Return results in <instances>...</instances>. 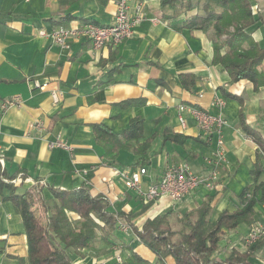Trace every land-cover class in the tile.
I'll list each match as a JSON object with an SVG mask.
<instances>
[{"label":"crops","instance_id":"crops-1","mask_svg":"<svg viewBox=\"0 0 264 264\" xmlns=\"http://www.w3.org/2000/svg\"><path fill=\"white\" fill-rule=\"evenodd\" d=\"M161 1L130 0L132 7L141 4L145 20L135 28L131 39L119 46L108 44L96 50L84 38L72 41L69 49L60 48L39 36V30L58 25L74 27L89 21L110 25L117 0H0V105L4 100H21L6 111L0 108V164L9 174L26 172L27 179L18 189L19 194L30 190L36 179L42 186L65 190L85 184L93 195H104L115 210L141 211L146 204L142 194L128 189L117 175V171L140 167L135 166L138 156L122 150L118 164L108 166L90 124L104 122L114 132H122L132 118H142L147 136L157 132L146 156L149 165L144 167L147 173L142 178L143 191L173 164L187 162L194 173L207 175L210 168L203 158L212 153L213 140H208L209 145L193 139L179 144L163 143V137L168 130L200 137L192 120L187 129L180 128L177 105L185 102L217 112L211 103L220 94V87L244 98L247 122L264 136V88L255 91L247 80L230 82L227 72L212 64L211 35L184 29L183 22L190 14L170 18L172 10L161 8ZM249 1L259 18L252 38L264 43V0ZM70 16L75 19L58 24ZM113 52L114 60L107 62ZM180 73H192L197 78L191 91L183 90ZM36 82L46 86L36 88ZM53 91L58 92L59 102L53 101ZM140 97L146 99L143 106L123 109L115 105ZM239 109L237 100L226 99V162L217 168L218 187L213 191L201 187L175 203L163 197L132 219L137 227L168 211L173 214L175 209L181 217L211 197L213 220L224 210L234 211L240 206L239 194L253 182L250 171L256 161L257 146L240 129ZM53 116L56 121L49 129ZM37 121L43 122L41 129L34 126ZM57 139L72 149L50 148L49 142ZM18 178L16 184L21 182ZM260 181L264 182V172ZM43 192L47 200L52 199L46 187ZM255 220L264 222V204L256 206ZM251 229L252 226L241 224L236 230H227L214 258L223 260L234 249L246 251ZM129 246L151 264H162L124 219L110 243L97 237L90 248L71 251L70 255L75 264H122L131 254ZM0 249V264H19L17 257L26 258L28 254L21 216L10 201H2L1 197ZM252 257H256L257 264H264V245ZM163 264L175 262L169 257Z\"/></svg>","mask_w":264,"mask_h":264},{"label":"trees","instance_id":"trees-1","mask_svg":"<svg viewBox=\"0 0 264 264\" xmlns=\"http://www.w3.org/2000/svg\"><path fill=\"white\" fill-rule=\"evenodd\" d=\"M161 8H169L178 17L182 13L190 14L183 22V28L189 31L208 33L213 41L212 64L222 67L230 82L247 80L254 90L264 88V43L252 38V31L259 18L253 13L249 0H162ZM58 22L62 24L66 20ZM114 60V52L107 62ZM118 68V67H117ZM179 80L183 90L191 91L197 78L192 73H180ZM218 92L224 99H235L240 103L238 122L242 133L257 146L256 161L250 171L252 184L246 186L238 196L240 206L234 211L224 210L217 220L211 219L213 198L203 201L197 208L182 214L180 231L172 228L168 211L153 219L146 220L137 227L132 219L144 213L151 205L148 202L139 212L113 209L109 200L102 194L93 195L83 184L73 190L54 186L40 185L36 179L30 190L22 194L18 189L27 179L26 172L9 174L0 164V197L10 201L21 216L27 238L28 254L26 258L17 257L19 264H75L70 252L90 248L95 239L110 243V238L119 228L121 219L132 229L138 239L159 261L172 257L175 264H252L251 258L264 245V236L247 246L246 251L232 250L223 260H217L213 254L218 250L226 231L236 230L241 224H255L256 206L264 204V182L260 178L264 172V136L247 122L244 113V98L220 87ZM185 103V102H182ZM146 104L145 98H132L116 103L126 109ZM56 118L51 119L52 128ZM95 143L103 149L102 154L107 165L118 164L119 153L130 150L138 156L135 166L149 165L146 156L157 132L145 134V120L132 118L122 132H114L104 122L91 123ZM193 139L203 145L208 140L201 137L185 136L171 130L164 133L163 143L173 141L184 144ZM21 177L16 184L15 179ZM52 195L51 200L44 196V188ZM130 256L122 264H151L149 260L129 246ZM3 253V249H0ZM8 257L15 258L10 254Z\"/></svg>","mask_w":264,"mask_h":264},{"label":"built area","instance_id":"built-area-1","mask_svg":"<svg viewBox=\"0 0 264 264\" xmlns=\"http://www.w3.org/2000/svg\"><path fill=\"white\" fill-rule=\"evenodd\" d=\"M145 20V15L141 4L131 6L130 0H117V9L113 23L102 26L94 22L81 23L78 26L67 27L58 25L51 28H41L39 36L48 38L51 42L63 49H69L71 42L78 39H86L98 50L108 44L119 46L124 41L131 39L135 34V28ZM156 22L157 19H150ZM36 88L45 87L46 84H34ZM54 102H59L57 91L52 92ZM21 103L19 98L4 100L0 108L6 111L13 105ZM226 106V99L217 94L211 103L217 112H210L189 103H179L177 105V120L180 128L187 129L189 120H192L198 129L199 136L204 140H213L215 147L209 156L203 158L206 166L210 168L207 175H198L193 172L187 162H181L168 166L161 178L150 185L146 191L142 190V178L147 173L146 168L138 167L131 170L117 171V175L123 180L128 189L142 194L145 203L156 202L168 197L173 203L182 200L186 195L203 187L213 191L218 187L220 178L217 168L226 162V142L224 129L228 122L223 116ZM36 128L43 127L42 121L34 123ZM50 148L72 149L66 142L57 139L49 142ZM86 173V171H84ZM19 178L15 179L16 183ZM264 236V222L255 223L249 232L246 243L247 246L255 243ZM120 261L121 258L118 257Z\"/></svg>","mask_w":264,"mask_h":264},{"label":"rangeland","instance_id":"rangeland-1","mask_svg":"<svg viewBox=\"0 0 264 264\" xmlns=\"http://www.w3.org/2000/svg\"><path fill=\"white\" fill-rule=\"evenodd\" d=\"M176 211H174L173 214L170 215L169 217V222L172 225V228L176 231H180L182 229V225L179 222L180 219V212L178 211V209H175ZM130 232V231H129ZM129 234H131L133 236V234L130 232ZM252 262L253 264H257L258 260H256V257H252Z\"/></svg>","mask_w":264,"mask_h":264}]
</instances>
